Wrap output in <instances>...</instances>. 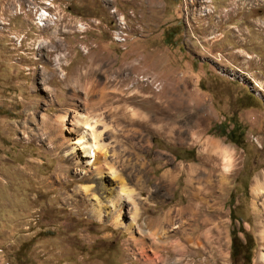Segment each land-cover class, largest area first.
<instances>
[{"label": "rangeland", "instance_id": "obj_1", "mask_svg": "<svg viewBox=\"0 0 264 264\" xmlns=\"http://www.w3.org/2000/svg\"><path fill=\"white\" fill-rule=\"evenodd\" d=\"M94 55L135 67L141 96L130 111L155 113L140 101L160 91L185 103L171 125L154 122L131 142L130 126L104 135L118 178L82 163L81 148L78 162L74 114L63 118L84 103L65 76ZM221 122L239 124L238 143L217 134ZM211 142L231 165L208 157ZM257 183L264 0H0V264H264ZM123 188L133 199L122 195L119 219L113 194ZM234 236L248 241L249 262L231 256Z\"/></svg>", "mask_w": 264, "mask_h": 264}, {"label": "bare ground", "instance_id": "obj_2", "mask_svg": "<svg viewBox=\"0 0 264 264\" xmlns=\"http://www.w3.org/2000/svg\"><path fill=\"white\" fill-rule=\"evenodd\" d=\"M42 15L41 19L43 20L45 16ZM87 54H90V51H88ZM95 64H98L99 67L95 68ZM129 64L130 63L128 62V65L117 68L115 63H108L107 61L103 60V58L94 55L91 56V59L87 64L88 66L85 68V71L78 68L77 71L72 73L69 78L65 74L66 76L64 80L73 83L74 85L73 95L75 97H84V103L82 102L81 104H72L68 108V112L63 117L65 118L69 111L72 112L74 114L72 120L75 122L77 126L76 129L79 132L78 139L71 148L72 153L74 154L76 159H78V162H81V158L78 155V150L81 148L83 156H85V159L82 160V163H94L96 168H101L100 174L102 178H107L109 176L108 173L110 172L115 178H118L119 176L118 173L112 169L111 165H109V158L114 155L115 149L111 148L109 146V143L107 144L104 141V135L108 136L110 132H114L116 134V138H118V136L121 134L120 132L124 131L127 126H130L129 131L131 130L133 133L129 136L128 139L131 142L134 139L135 133L140 131L142 132L144 131V129L150 128L152 123L154 122H161L163 125H171L170 118L175 116L172 112V107L174 106V104H185L181 100V97L179 98L174 97L173 95H166L163 94L162 91H160L158 94L145 96L140 101L143 103H152L151 105L156 107L154 111L155 113L150 115H140L137 110L130 111L128 109L129 107H127L126 104L139 103L137 98L141 96V90L139 83L131 86L132 84L130 80L134 75L135 67ZM106 78L109 80L111 84L110 86L113 87L111 89L112 91H107L109 86L108 83L104 81ZM83 82H85L84 85L82 84ZM76 84H79L80 86H77ZM135 86L139 88H134ZM83 90L85 96H83V94L81 93L83 92ZM133 91L135 92L133 93ZM93 95L97 96L94 97ZM108 100L111 104L108 111L105 113H103V111L100 112V108H102L103 103ZM84 106L87 108L86 110L89 111L88 113L83 112ZM179 107L177 106V108ZM107 117H111L117 124L115 129L112 128L113 126L111 127L110 123L107 120ZM135 117L140 118V120L136 119ZM99 127H103L104 129L101 131ZM136 127H139L140 129ZM214 151H217L218 154L223 157V160L226 161L225 163L231 165L228 150L224 146L217 142H211V148L208 152L209 158L216 157V155H214ZM104 161L105 164L103 165ZM105 168L108 169V171H106ZM227 169L229 170L230 168L227 167ZM253 193L255 199L258 200L263 198L264 185L261 183H257V185L255 184V186L253 187ZM122 195H125L127 200L133 199L132 191L124 190V188L123 190H121V192L119 191L116 192L115 195L113 194V203L115 204L114 207L116 212L118 213L119 219L122 211V206L120 205ZM257 200L254 201V205L257 204ZM102 212L103 211H101L100 209V211L98 212L99 217H101ZM258 215L260 216L259 219H261V221L263 222V224H261L260 222L259 224L263 226L262 232H260L262 234L261 237L264 238V214L258 211Z\"/></svg>", "mask_w": 264, "mask_h": 264}, {"label": "trees", "instance_id": "obj_3", "mask_svg": "<svg viewBox=\"0 0 264 264\" xmlns=\"http://www.w3.org/2000/svg\"><path fill=\"white\" fill-rule=\"evenodd\" d=\"M217 127L219 129L217 130V134L219 136H225L227 139L231 140L232 142L238 143L237 140L234 139V136L236 134V129L239 127V124L233 122V125L230 130H227L228 124H226L225 122H221ZM188 151L189 153L193 154V150H188ZM230 251L232 257H236L239 253H241L243 257H245V260L249 262L250 260L249 254L247 257L245 256L247 253H250V249L248 247V241L243 243L237 236H234V239H232Z\"/></svg>", "mask_w": 264, "mask_h": 264}, {"label": "crops", "instance_id": "obj_4", "mask_svg": "<svg viewBox=\"0 0 264 264\" xmlns=\"http://www.w3.org/2000/svg\"><path fill=\"white\" fill-rule=\"evenodd\" d=\"M162 222V219L158 218H149L146 222V229L151 230L152 228H155L158 224ZM154 243V242H153ZM141 245V243H139ZM151 244V243H150ZM144 248V246H142Z\"/></svg>", "mask_w": 264, "mask_h": 264}]
</instances>
